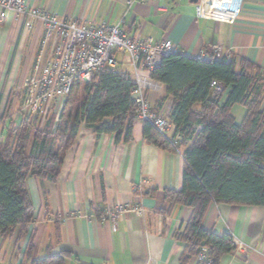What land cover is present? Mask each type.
Instances as JSON below:
<instances>
[{"label":"crops","instance_id":"1","mask_svg":"<svg viewBox=\"0 0 264 264\" xmlns=\"http://www.w3.org/2000/svg\"><path fill=\"white\" fill-rule=\"evenodd\" d=\"M198 1L26 0L30 9L75 18L84 25L105 22L118 24L133 37L169 38L178 51L192 57L201 51L214 57V49L219 48L230 58L249 60L264 77V0H242L234 21L198 17ZM43 28L40 20L14 11L0 19V104L6 92V101L12 98L14 104L20 98L18 90L32 72ZM147 95L156 111L170 116L173 100L163 82ZM245 113L242 105L232 108L237 122ZM0 119L5 120L3 114ZM183 169L182 151L147 141L142 121L133 122L127 141L82 125L75 143L64 153L56 181L28 178L36 225L33 230L26 225L21 232L17 225L0 237V264H30L34 258L64 251L70 253L64 264H198L197 256L182 263L185 243L175 236L192 208L171 205L166 199L167 190L183 187ZM136 185L141 193H135ZM137 201L144 212L122 213L116 229L98 218L108 206ZM204 226L218 234L231 233L237 245L219 264H264V206L212 203ZM19 252L24 256L19 257Z\"/></svg>","mask_w":264,"mask_h":264},{"label":"trees","instance_id":"2","mask_svg":"<svg viewBox=\"0 0 264 264\" xmlns=\"http://www.w3.org/2000/svg\"><path fill=\"white\" fill-rule=\"evenodd\" d=\"M151 76L163 82L172 97L169 117L180 138L173 142L149 121L143 122V136L159 147L182 151L184 158L183 187L166 191L171 205L192 208L184 227L175 232L185 243L182 263L205 250L213 264H219L237 245L231 233L218 234L204 226L210 205L264 206L263 74L245 58H197L176 51L164 57ZM213 79L222 83V92L213 93ZM81 84L83 98L73 116L65 118L62 109L58 120L49 114L41 125L35 116L17 129L10 118L6 132L0 135V237L17 225L20 232L26 228L34 212L28 178L56 181L64 153L75 143L82 125L97 134H114L117 141L131 138L136 105L128 73L104 68L98 76L76 85ZM236 104L246 109L241 122L232 114ZM8 112L9 103L4 108L5 120L11 117ZM68 255L65 251L47 254L30 264H64Z\"/></svg>","mask_w":264,"mask_h":264},{"label":"built area","instance_id":"3","mask_svg":"<svg viewBox=\"0 0 264 264\" xmlns=\"http://www.w3.org/2000/svg\"><path fill=\"white\" fill-rule=\"evenodd\" d=\"M136 0H128L133 3ZM167 1V0H165ZM199 0L196 3V15L203 18L227 19L234 21L241 10L242 0ZM223 11L225 16H219L213 11ZM10 11L19 16L29 15L43 23V34L39 42L32 72L26 76L19 87L20 110L15 112L14 129L22 120H33L35 116L41 119V125L49 114L58 120L65 100L78 82L89 81L98 76L104 68L120 69L128 67V73L134 88L131 91L136 105L137 121H149L167 138L178 143L175 136V125L166 111H156L147 95L148 90L158 87L159 80L151 76L153 68L168 55L178 51L176 44L169 38L155 41L151 37L137 38L130 36L118 24L84 25L75 18H60L57 14L47 10L30 9L26 0H0V19H5ZM31 22L26 27H31ZM122 59L118 60L117 55ZM224 54L219 48L214 49V58L221 59ZM197 58H209L201 51ZM213 93L222 92V83L213 79L211 82ZM52 103L54 105H52ZM13 106V105H12ZM14 107V106H13ZM14 114V113H13ZM55 127V124L53 125ZM135 193H141L140 185L134 187ZM143 213L142 204H117L108 206L98 213L102 222H109L113 229L117 228V220L126 211ZM65 220V218L61 217ZM36 223L31 221L27 228L33 230ZM264 255V248L262 250ZM19 257L24 253L19 252ZM198 264L206 261L213 264L202 250L198 256Z\"/></svg>","mask_w":264,"mask_h":264},{"label":"rangeland","instance_id":"4","mask_svg":"<svg viewBox=\"0 0 264 264\" xmlns=\"http://www.w3.org/2000/svg\"><path fill=\"white\" fill-rule=\"evenodd\" d=\"M6 96L8 95V92L4 93ZM4 95V96H5ZM4 97V100L3 102H1L0 104V114L2 116V114L4 113V108L6 107V105H8L9 103V108H10V112H8L7 114H9V116H13L14 118V115H15V112L18 110H20V98H18V100L13 104V106L11 105L12 103V98L10 100H7L6 101V98L7 97ZM83 98V85L81 84L80 86L78 85H75L70 97H69V100L70 102L67 104L66 107L63 108V112H64V116L65 118H68L69 116H73L75 110H76V107H77V104L78 102ZM14 113V114H13ZM7 117V115H6ZM10 118L11 117H7L6 119L7 120H1L0 119V132L3 130V129H6L7 130V127H8V124H10ZM15 121L17 122L18 119L14 120L12 119V125L15 124ZM25 120H22L20 122V125L19 127L24 123ZM32 132H33V129H32Z\"/></svg>","mask_w":264,"mask_h":264},{"label":"bare ground","instance_id":"5","mask_svg":"<svg viewBox=\"0 0 264 264\" xmlns=\"http://www.w3.org/2000/svg\"><path fill=\"white\" fill-rule=\"evenodd\" d=\"M210 11H213L212 13H216L217 15H219V16H225V12H223V11H214V10H210Z\"/></svg>","mask_w":264,"mask_h":264}]
</instances>
